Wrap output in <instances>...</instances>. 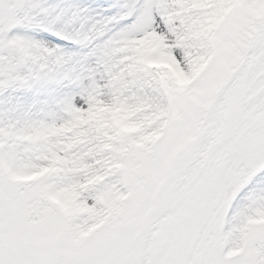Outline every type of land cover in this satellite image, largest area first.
<instances>
[{"label":"snow or ice","instance_id":"1","mask_svg":"<svg viewBox=\"0 0 264 264\" xmlns=\"http://www.w3.org/2000/svg\"><path fill=\"white\" fill-rule=\"evenodd\" d=\"M0 264H264V0H0Z\"/></svg>","mask_w":264,"mask_h":264}]
</instances>
